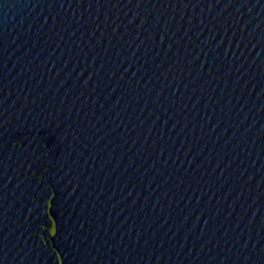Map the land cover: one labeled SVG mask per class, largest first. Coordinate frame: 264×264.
Listing matches in <instances>:
<instances>
[{"label": "water", "instance_id": "95a60500", "mask_svg": "<svg viewBox=\"0 0 264 264\" xmlns=\"http://www.w3.org/2000/svg\"><path fill=\"white\" fill-rule=\"evenodd\" d=\"M0 264H264V0H0Z\"/></svg>", "mask_w": 264, "mask_h": 264}]
</instances>
